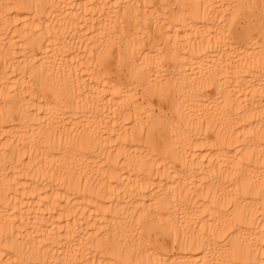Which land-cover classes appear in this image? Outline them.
Here are the masks:
<instances>
[{
	"label": "bare ground",
	"instance_id": "obj_1",
	"mask_svg": "<svg viewBox=\"0 0 264 264\" xmlns=\"http://www.w3.org/2000/svg\"><path fill=\"white\" fill-rule=\"evenodd\" d=\"M0 264H264V0H0Z\"/></svg>",
	"mask_w": 264,
	"mask_h": 264
}]
</instances>
